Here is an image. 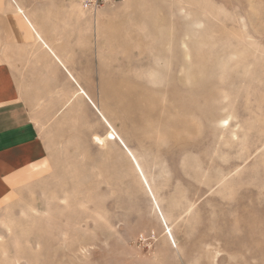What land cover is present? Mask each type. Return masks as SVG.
I'll use <instances>...</instances> for the list:
<instances>
[{
	"label": "rangeland",
	"instance_id": "1",
	"mask_svg": "<svg viewBox=\"0 0 264 264\" xmlns=\"http://www.w3.org/2000/svg\"><path fill=\"white\" fill-rule=\"evenodd\" d=\"M14 42L47 158L0 264H264V0H0Z\"/></svg>",
	"mask_w": 264,
	"mask_h": 264
},
{
	"label": "crops",
	"instance_id": "2",
	"mask_svg": "<svg viewBox=\"0 0 264 264\" xmlns=\"http://www.w3.org/2000/svg\"><path fill=\"white\" fill-rule=\"evenodd\" d=\"M20 32L25 45L33 43ZM21 44L14 42L6 49L0 46V208L40 174L47 158L12 66V53Z\"/></svg>",
	"mask_w": 264,
	"mask_h": 264
},
{
	"label": "bare ground",
	"instance_id": "3",
	"mask_svg": "<svg viewBox=\"0 0 264 264\" xmlns=\"http://www.w3.org/2000/svg\"><path fill=\"white\" fill-rule=\"evenodd\" d=\"M77 12H78V14L79 15H82L83 14V11H81L80 9H78L77 10ZM198 12V11H197ZM217 16V15H216ZM202 18V17H201ZM203 21V20H202ZM196 22V21H195ZM200 22V21H199ZM198 23V22H197ZM191 24V23H190ZM20 25H21V27L23 28V30H24V32H25V35H26V38L28 37V38H30V36H31V34L33 33L32 32V29H31V23L30 22H25V21H22V20H20ZM198 25V24H197ZM200 25V24H199ZM193 26V25H192ZM192 30V29H191ZM37 35V37H38V39H40V36L38 35V34H36ZM201 39V38H200ZM210 41V40H209ZM37 43H38V41H37ZM43 43V42H42ZM203 45V44H202ZM243 51V50H242ZM7 58V57H6ZM4 60V59H3ZM159 64V63H158ZM168 66V65H167ZM166 66V67H167ZM155 67V66H154ZM156 70H158V69H156ZM161 70V69H160ZM159 71V70H158ZM153 75V74H152ZM151 75V76H152ZM153 79V78H152ZM98 144H100V145H102L103 146V140H99L98 141ZM104 146H105V144H104ZM46 168V163H44L43 164V166H42V169H45Z\"/></svg>",
	"mask_w": 264,
	"mask_h": 264
},
{
	"label": "built area",
	"instance_id": "4",
	"mask_svg": "<svg viewBox=\"0 0 264 264\" xmlns=\"http://www.w3.org/2000/svg\"><path fill=\"white\" fill-rule=\"evenodd\" d=\"M111 1H119V0H82V5L84 8L95 11L97 8L102 6L105 3L111 2Z\"/></svg>",
	"mask_w": 264,
	"mask_h": 264
},
{
	"label": "snow or ice",
	"instance_id": "5",
	"mask_svg": "<svg viewBox=\"0 0 264 264\" xmlns=\"http://www.w3.org/2000/svg\"><path fill=\"white\" fill-rule=\"evenodd\" d=\"M175 242L173 241V244H174Z\"/></svg>",
	"mask_w": 264,
	"mask_h": 264
}]
</instances>
